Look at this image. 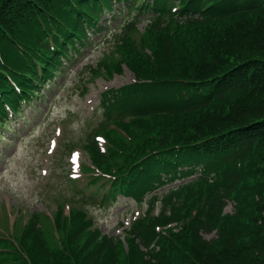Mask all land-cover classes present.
<instances>
[{
  "label": "trees",
  "instance_id": "obj_1",
  "mask_svg": "<svg viewBox=\"0 0 264 264\" xmlns=\"http://www.w3.org/2000/svg\"><path fill=\"white\" fill-rule=\"evenodd\" d=\"M154 1V8L166 16L148 26L141 35L140 53L125 50L123 60L137 77L152 79L154 83L185 81V90L191 99L166 97V103L203 102L200 106L185 108L184 115H178L174 110L161 116L155 115L157 110L146 112L150 116L146 121L136 123V133H140V138L148 134L157 136L155 142L158 144L152 150L159 151L162 160L152 156L142 162L143 171L134 168L127 176L119 174L112 194H133L139 198L154 185L153 181L159 180L162 176L159 172L174 174L177 165H202L203 173L196 179L198 182L183 187L175 195H190L197 187L208 191L213 188L214 199L208 201L207 208H198L196 216L183 223L179 235L159 242L166 259L169 263L177 262L186 246L194 259L192 264H264V126L253 128L254 122L258 121L254 119H264V0ZM40 3L41 0H0V56L16 69L24 67L25 56L17 52L15 44L34 53L48 30V25L39 21ZM174 3L179 4L178 18L182 16L183 21L173 20L170 10ZM67 39L66 35L62 36L63 41ZM54 40L57 42L56 37ZM145 49L151 51L150 56L144 54ZM50 58L56 57L50 54ZM142 66L146 75L140 73ZM248 78L251 81L246 80ZM166 86L174 85L165 82L153 89ZM218 92L220 96L215 99L213 96ZM209 105L212 109L204 110ZM215 123L217 127L211 132L220 130L228 136L240 130L245 143L238 146L233 157L219 151L220 155L226 156V162L213 170L216 179L209 183L208 174L211 172L206 159L197 146L191 144L199 142L194 137L206 133ZM174 145L186 148L179 154L169 149ZM136 152L138 158L145 155ZM167 159L172 160L165 162ZM237 159H242L240 168L228 166ZM253 170L257 182L250 189ZM220 195L233 196L237 201L234 214L220 215L223 207ZM174 217L179 219L177 215ZM73 222L76 225L81 223L76 217ZM215 228L219 231V238L214 244L202 242L199 233ZM75 232L77 236L69 243L70 252L66 247L61 254L49 255L37 238L31 239L29 251L34 263L163 264L157 254L140 251L133 239L129 240V250L124 254L112 240L98 239V232H86L84 226ZM132 234L147 247L156 236L153 227L141 234L134 229ZM199 256L207 258L206 261Z\"/></svg>",
  "mask_w": 264,
  "mask_h": 264
},
{
  "label": "rangeland",
  "instance_id": "obj_2",
  "mask_svg": "<svg viewBox=\"0 0 264 264\" xmlns=\"http://www.w3.org/2000/svg\"><path fill=\"white\" fill-rule=\"evenodd\" d=\"M99 41L98 37L78 58L80 61L70 65V80L74 75L75 80L78 75L85 77L87 72L84 65L81 67L82 61L85 65L93 64L100 57V53L109 47ZM130 79V74L125 72L124 76H115L108 82L97 80L89 83L88 92L83 97L79 96L81 88L74 90L75 86L67 82L66 89L56 100L51 102L49 98L48 107L52 104L47 115L45 109L37 110L34 118L23 126L12 143L4 140L3 143L8 147L4 153H0V204L15 210L22 209L25 213L36 210L51 213L57 208L59 199H73L74 194L69 193V185L63 182L67 170V155L65 158L62 153L61 156L57 155L62 137L58 139L54 155L47 156L45 153L48 140L53 135V128L57 125L66 126L63 136L76 142L82 135L83 118L90 115V106L96 105L100 90L105 86H119ZM89 99L93 102L90 105L87 104ZM41 168L48 170L46 176L41 175ZM77 202L79 200L74 199L71 203L76 205ZM83 207L95 218L102 231L113 235L117 234L115 228L120 226L123 219L130 217L134 210L136 214L138 211L143 213L147 206L139 207L129 200L119 199L107 208L90 203L84 204ZM230 209L231 206L228 205L226 210ZM1 222L3 224V220ZM206 237L210 238L211 235ZM199 257L203 261L207 259Z\"/></svg>",
  "mask_w": 264,
  "mask_h": 264
}]
</instances>
